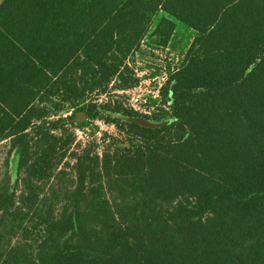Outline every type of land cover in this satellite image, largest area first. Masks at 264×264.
Here are the masks:
<instances>
[{
	"label": "trees",
	"instance_id": "trees-1",
	"mask_svg": "<svg viewBox=\"0 0 264 264\" xmlns=\"http://www.w3.org/2000/svg\"><path fill=\"white\" fill-rule=\"evenodd\" d=\"M160 12L153 35L164 47L173 20L195 32L166 82L174 121L123 123L129 147L99 164L80 155L75 199L59 213L40 185L1 193L0 264H264V0H4L0 141L17 148L19 174L50 181L65 145L40 106L59 94L74 105L115 79L134 85L128 58Z\"/></svg>",
	"mask_w": 264,
	"mask_h": 264
},
{
	"label": "rangeland",
	"instance_id": "rangeland-1",
	"mask_svg": "<svg viewBox=\"0 0 264 264\" xmlns=\"http://www.w3.org/2000/svg\"><path fill=\"white\" fill-rule=\"evenodd\" d=\"M160 17L168 16L164 12L157 14L144 39L128 58L129 75L137 80L134 85L122 88L118 85V80L115 79L104 91L99 89L93 90L91 93L86 91L85 98L75 99L74 105L63 101L61 94H59L40 106L46 113L44 126L47 127V123H56L58 127L50 131H53L54 137L60 138L61 146L65 145L59 146L52 155L51 162L54 166L50 168L51 173L48 176L50 181H47L45 185L42 181L36 180H32L31 183L30 180L26 179L23 172L19 174L17 171V148L12 145L9 139L0 141V194L7 190L8 194L19 197L26 192L27 186H31V184L40 185V195L47 199L55 197L51 200L52 206L57 213L62 211L65 205L63 198L67 202L68 199L71 202L76 196L71 194V191L74 189V183L77 179L78 174L75 167L80 155L88 152L86 153L88 155L87 162L92 157L98 156L99 164L106 152L113 153L116 151V146H121L124 143L129 147L127 140L129 134L126 132L127 130H124L126 127L121 125L129 122L128 117L106 108L110 102L120 103L123 109L137 112L139 117L135 118L158 126L174 121L171 115V104L165 100L166 82L167 78L174 74L176 69L181 67L186 60L187 52L195 38V32L169 17L175 22V29L164 47L160 44V38L153 35ZM70 84L71 82L69 86ZM83 86L82 81L78 80L76 89L72 91L78 93ZM134 95H139L140 99L137 104L133 103ZM97 107L101 111H98ZM80 112L84 113V119L80 118L81 120H79L77 118ZM158 116L164 118L157 119ZM114 173L116 171L110 174L114 175ZM86 175L85 179L89 182L92 179H97L93 181L94 183L106 181V177H99L97 174L90 176V173L87 172ZM124 187L126 188L125 194L130 197L129 185L126 184ZM98 193L100 196L110 199L115 195L114 191L101 188H98ZM93 194L95 195L96 192ZM47 202L49 203V200ZM167 208V205L162 206V211ZM7 240H3V242ZM10 241H16V234ZM26 241L31 245L29 240Z\"/></svg>",
	"mask_w": 264,
	"mask_h": 264
},
{
	"label": "water",
	"instance_id": "water-1",
	"mask_svg": "<svg viewBox=\"0 0 264 264\" xmlns=\"http://www.w3.org/2000/svg\"><path fill=\"white\" fill-rule=\"evenodd\" d=\"M84 117H85V115H84V113H82V112H80L78 115H77V118L79 119V120H81L80 118H82V119H84ZM128 121L130 122V121H133V122H136V123H138V124H140L141 126H146V127H157L158 125H156V124H153V123H150V122H145V121H143V120H141V119H137V118H135V117H133V118H128ZM162 125V124H161ZM159 127V126H158Z\"/></svg>",
	"mask_w": 264,
	"mask_h": 264
},
{
	"label": "built area",
	"instance_id": "built-area-1",
	"mask_svg": "<svg viewBox=\"0 0 264 264\" xmlns=\"http://www.w3.org/2000/svg\"><path fill=\"white\" fill-rule=\"evenodd\" d=\"M177 70V69H176ZM139 95H134L133 96V103L137 104V102L139 101ZM135 106V105H134ZM135 108V107H134Z\"/></svg>",
	"mask_w": 264,
	"mask_h": 264
},
{
	"label": "crops",
	"instance_id": "crops-1",
	"mask_svg": "<svg viewBox=\"0 0 264 264\" xmlns=\"http://www.w3.org/2000/svg\"><path fill=\"white\" fill-rule=\"evenodd\" d=\"M4 0H0V4L3 2Z\"/></svg>",
	"mask_w": 264,
	"mask_h": 264
}]
</instances>
